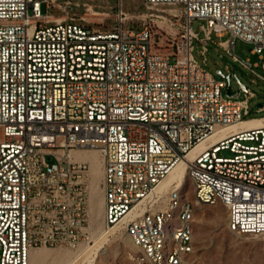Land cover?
<instances>
[{
  "label": "built area",
  "instance_id": "obj_1",
  "mask_svg": "<svg viewBox=\"0 0 264 264\" xmlns=\"http://www.w3.org/2000/svg\"><path fill=\"white\" fill-rule=\"evenodd\" d=\"M163 5H182L171 53L156 49L145 23L171 22L176 9L143 14L131 29L125 25L138 16L118 0L116 25L101 31L89 20L107 15L87 3L0 0V264H30L34 249L76 250L88 241L91 173L72 152L97 153L103 225L124 229L133 261L155 264L176 183L158 188L205 141L187 174L222 193L230 232L264 236V124L240 126L255 94L246 88L243 99L227 97L225 77L192 56L193 40L205 62L211 36L228 34L218 47L253 72L258 64L235 56L234 42L251 44L264 60V0H145L151 11ZM67 7L84 10L50 14ZM193 20L202 21L197 32ZM198 204L210 205L206 194ZM185 213L194 215L191 202ZM190 234L187 225L176 234L170 264L178 244L186 257L194 252Z\"/></svg>",
  "mask_w": 264,
  "mask_h": 264
},
{
  "label": "rangeland",
  "instance_id": "obj_2",
  "mask_svg": "<svg viewBox=\"0 0 264 264\" xmlns=\"http://www.w3.org/2000/svg\"><path fill=\"white\" fill-rule=\"evenodd\" d=\"M63 1L59 0V3ZM70 1L73 4L78 3L80 5L87 3L93 11L107 15L106 17L90 19L89 22L92 27L106 31L116 25L113 16L117 11L118 0ZM121 2L124 12L135 17L138 16V18H133L125 25L126 28L131 29H139L144 22L142 18L143 14L157 13L169 17L168 10L176 9L178 18L170 17L171 22L153 23L147 20L145 23L150 24L152 27L156 49L162 53H171L175 49V44L179 39L177 24L183 23V18L180 13L182 5H163L159 6L157 11H151L146 9L145 0H121ZM83 10V7H67L65 12L51 9L50 14L60 16L69 13L79 16ZM201 24L202 21L193 20L191 22L192 30L197 32ZM227 38L228 34H224L223 37L211 36V41L207 45L208 52L205 62L199 53L201 44L193 40L192 56L216 78H222L228 75L224 70L225 65H228L231 69L230 91L234 93L238 90L237 79L240 84L255 94V97L251 98L248 102V114L244 118L262 117L264 116V111L257 112L256 108L264 105V69L260 66L264 60H261L258 54L251 53V44L236 40L234 42L233 54L241 60L248 59L251 64L257 63L258 67L253 68V72H250L239 62H233L231 55L223 48L218 47L217 44L219 41H225ZM262 55H264V52H262ZM218 71L221 72V75L217 74ZM239 98H244L243 92H240ZM95 154L96 161L98 162L97 153L95 152ZM73 155L78 158L79 156L77 155L80 154L73 152ZM85 160L89 162L92 171L90 198L91 218L88 229V241L81 242L76 250H69L63 247H40L34 249V252H32L35 254L36 252L38 254L40 253L46 257L43 264H138V261L132 260V257L136 255L137 251L131 244L124 229L117 227L108 231L103 225L102 199L98 187L101 168L99 167L100 172H98L99 170L92 156L87 157ZM94 187L96 188L94 189ZM183 190L187 191L188 197L192 187L187 177L183 182ZM188 198L193 201L192 193ZM226 218L227 210L218 202L195 207L192 223L194 252L190 256V264H264V236H239L234 234L228 230ZM99 230H104V235L101 234L99 236ZM83 248L87 249L82 251ZM140 262V264H146L144 261Z\"/></svg>",
  "mask_w": 264,
  "mask_h": 264
},
{
  "label": "bare ground",
  "instance_id": "obj_3",
  "mask_svg": "<svg viewBox=\"0 0 264 264\" xmlns=\"http://www.w3.org/2000/svg\"><path fill=\"white\" fill-rule=\"evenodd\" d=\"M261 124H264V119H252L251 118L250 120H245L244 122H242L240 124V126H256V125H261ZM213 138L214 137H211L208 140H211ZM205 144H206V141L201 142L197 146H195L193 149H191L188 152V154L186 155V157L182 161H180L173 168V170H171V172H169V174L164 178V180L161 182V184L158 188V189H165V188L169 187L171 184L176 183V187H175V201H176V203L168 205V212L166 213V215L161 217L160 239H159V242H156L155 264H170L171 263V261H172V249H174V243L176 242V234H183V231H186V225H187L189 231L191 232L190 242H192L193 215L187 214L185 212L187 210H189L190 202L192 205V212L195 211L196 206H201V204H198V193L199 194H206V197L209 198V204H214V203L218 202L226 208V202L223 201L222 193H220L214 187H208V185L201 184L200 178L196 174H187V172H186L187 162L197 152L202 150L204 148ZM91 154H92V158H94V160H95L94 163L96 164V166L99 170L98 172H100L99 167L101 168V163H100L99 157H98L99 161L97 162L95 151L91 150ZM72 155H73V152H72ZM77 156H79L78 158H81V155H77ZM82 156H83V154H82ZM84 161H86V160H84ZM86 162H88V161H86ZM88 164H89V162H88ZM89 168H90V164H89ZM90 173H91V179H90V185H89V189H90L89 212H90V198H91V184H92L91 183L92 182L91 168H90ZM186 177L189 179V181L191 183V187H192L191 192H193L192 193L193 201H191L187 197V191L183 190V182L186 179ZM100 178H101V176H100ZM98 187H99V183H98ZM95 188L96 187H94V189ZM99 189H100V187H99ZM100 194H101V190H100ZM101 199H102V196H101ZM98 213H99V211H98ZM102 217H103V208H102ZM90 218H91V213H90ZM89 224H90V221H89ZM114 228H117V226H115L113 228H109L108 231H110ZM88 229H89V227H88ZM103 231L99 230V232H100L99 236L101 234H103ZM232 233L237 234V232H232ZM245 236H253V232H245ZM85 249H87V248H83L82 251H84ZM31 252H30V254H31ZM185 253H186V244H178V247L176 248V251L174 252L175 264H190V256L193 252H188L187 257L184 255ZM45 258L46 257L40 253L39 254L37 252H36V254L32 253V255L30 257V264H43L45 261ZM137 263L140 264L141 262L138 261Z\"/></svg>",
  "mask_w": 264,
  "mask_h": 264
},
{
  "label": "water",
  "instance_id": "obj_4",
  "mask_svg": "<svg viewBox=\"0 0 264 264\" xmlns=\"http://www.w3.org/2000/svg\"><path fill=\"white\" fill-rule=\"evenodd\" d=\"M217 74L221 75V72L218 71ZM230 78H231V75H227L225 76V80L227 82V86H226V90H225V95L227 97H237L239 95V92H243V93H246V87L242 84H240V82L236 79V82L238 84V90L234 93L230 92Z\"/></svg>",
  "mask_w": 264,
  "mask_h": 264
},
{
  "label": "crops",
  "instance_id": "obj_5",
  "mask_svg": "<svg viewBox=\"0 0 264 264\" xmlns=\"http://www.w3.org/2000/svg\"><path fill=\"white\" fill-rule=\"evenodd\" d=\"M256 110H257V112H262V111H264V105H260V106H258L257 108H256ZM262 117H264V116H262ZM258 118H260V117H258ZM252 119H255V118H252ZM249 120V119H248ZM80 155H81V160H85L87 157H89V155L90 156H92V154H91V151H85V152H83V153H79ZM82 154H83V156H82ZM32 253L33 252H31V254H30V257H31V255H32Z\"/></svg>",
  "mask_w": 264,
  "mask_h": 264
}]
</instances>
